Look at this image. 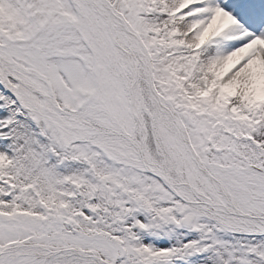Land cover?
<instances>
[{
  "label": "snow or ice",
  "instance_id": "1",
  "mask_svg": "<svg viewBox=\"0 0 264 264\" xmlns=\"http://www.w3.org/2000/svg\"><path fill=\"white\" fill-rule=\"evenodd\" d=\"M0 264H264V0H0Z\"/></svg>",
  "mask_w": 264,
  "mask_h": 264
}]
</instances>
